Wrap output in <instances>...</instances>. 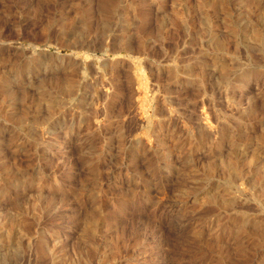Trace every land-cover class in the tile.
<instances>
[{"label": "rangeland", "instance_id": "1", "mask_svg": "<svg viewBox=\"0 0 264 264\" xmlns=\"http://www.w3.org/2000/svg\"><path fill=\"white\" fill-rule=\"evenodd\" d=\"M0 264H264V0H0Z\"/></svg>", "mask_w": 264, "mask_h": 264}, {"label": "bare ground", "instance_id": "2", "mask_svg": "<svg viewBox=\"0 0 264 264\" xmlns=\"http://www.w3.org/2000/svg\"><path fill=\"white\" fill-rule=\"evenodd\" d=\"M204 131V130H203Z\"/></svg>", "mask_w": 264, "mask_h": 264}]
</instances>
